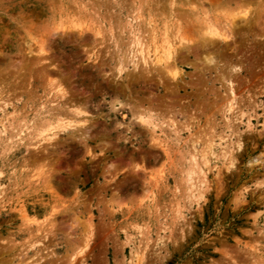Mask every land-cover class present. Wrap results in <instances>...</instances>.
Masks as SVG:
<instances>
[{"label": "rangeland", "instance_id": "obj_1", "mask_svg": "<svg viewBox=\"0 0 264 264\" xmlns=\"http://www.w3.org/2000/svg\"><path fill=\"white\" fill-rule=\"evenodd\" d=\"M0 264H264V0H0Z\"/></svg>", "mask_w": 264, "mask_h": 264}, {"label": "bare ground", "instance_id": "obj_2", "mask_svg": "<svg viewBox=\"0 0 264 264\" xmlns=\"http://www.w3.org/2000/svg\"><path fill=\"white\" fill-rule=\"evenodd\" d=\"M223 32V31H222ZM226 33V32H225ZM208 34H210V35H212V36H218V37H227L228 36V33H226L227 35H225V34H223V33H221V32H219L218 30H216V29H213V30H211ZM142 52V51H141ZM141 55V54H140ZM142 60V59H141ZM143 60H145V59H143ZM145 62V61H144ZM210 62H211V59H210ZM59 87V86H58ZM61 90V89H60ZM139 119L141 120V121H145L142 117H139ZM146 122H148L149 123V121H146ZM62 123V122H61ZM58 125H62V124H58ZM66 125V124H65ZM68 125H70V124H68Z\"/></svg>", "mask_w": 264, "mask_h": 264}]
</instances>
